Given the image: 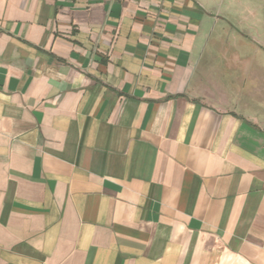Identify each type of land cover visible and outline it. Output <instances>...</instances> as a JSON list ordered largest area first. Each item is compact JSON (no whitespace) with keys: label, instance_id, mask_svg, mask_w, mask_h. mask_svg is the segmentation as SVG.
Masks as SVG:
<instances>
[{"label":"crops","instance_id":"crops-1","mask_svg":"<svg viewBox=\"0 0 264 264\" xmlns=\"http://www.w3.org/2000/svg\"><path fill=\"white\" fill-rule=\"evenodd\" d=\"M219 22L0 0V264H264V78Z\"/></svg>","mask_w":264,"mask_h":264},{"label":"rangeland","instance_id":"rangeland-1","mask_svg":"<svg viewBox=\"0 0 264 264\" xmlns=\"http://www.w3.org/2000/svg\"><path fill=\"white\" fill-rule=\"evenodd\" d=\"M201 1L220 18L209 40L219 46L218 59L245 62L250 76L264 78V0Z\"/></svg>","mask_w":264,"mask_h":264}]
</instances>
